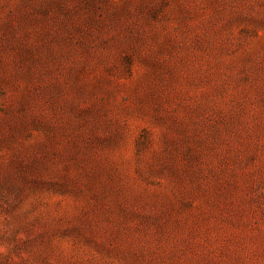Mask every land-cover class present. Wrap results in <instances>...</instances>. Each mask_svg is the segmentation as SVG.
<instances>
[{"label": "rangeland", "instance_id": "rangeland-1", "mask_svg": "<svg viewBox=\"0 0 264 264\" xmlns=\"http://www.w3.org/2000/svg\"><path fill=\"white\" fill-rule=\"evenodd\" d=\"M0 264H264V0H0Z\"/></svg>", "mask_w": 264, "mask_h": 264}]
</instances>
